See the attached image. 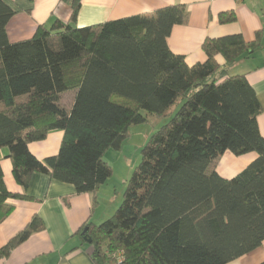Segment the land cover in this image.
<instances>
[{"label": "trees", "instance_id": "16d2710c", "mask_svg": "<svg viewBox=\"0 0 264 264\" xmlns=\"http://www.w3.org/2000/svg\"><path fill=\"white\" fill-rule=\"evenodd\" d=\"M69 5L68 23L39 27L30 40L11 43L15 11L0 0V222L11 212L1 152L7 151L17 183L27 189L34 173L95 194L112 177L106 153L120 150L133 125L147 115H176L142 149L114 216L87 228L96 264H228L264 242V137L262 106L246 76H228L240 58L260 49L241 35L208 39V59L189 66L168 38L188 21L174 5L78 28L82 0ZM234 20L220 16V22ZM225 60L222 67L216 58ZM76 91L70 110L63 95ZM64 138L56 156L39 160L29 145L52 131ZM226 152L257 157L235 178L211 168ZM34 217L4 247L0 261L33 234ZM261 264H264L261 263Z\"/></svg>", "mask_w": 264, "mask_h": 264}, {"label": "crops", "instance_id": "0c3cea01", "mask_svg": "<svg viewBox=\"0 0 264 264\" xmlns=\"http://www.w3.org/2000/svg\"><path fill=\"white\" fill-rule=\"evenodd\" d=\"M15 11L7 26L11 43L34 37L39 27L51 29L57 21L68 23L69 5L60 0H5ZM174 5H184L188 21L176 25L168 38L170 50L185 57L189 66L204 63L208 57L203 45L208 39L241 35L247 43L260 36V49L249 58H240L229 68L228 76L244 75L255 90L262 106L258 125L264 137V0H82L76 26L84 28L132 16L152 14ZM234 20L220 22V16ZM223 67V57L216 58ZM74 92V93H73ZM71 95V109L76 91ZM64 133L52 131L46 139L29 145L39 160L59 153ZM7 151L1 152V167L8 191L20 198L11 199L10 214L0 222V247L7 245L26 228L34 217L44 223V231L33 234L13 250L0 264H96L92 258L93 247L80 234L82 229L99 226L113 217L118 207L116 191L107 183L95 194L78 195L71 184L62 183L42 173H34L27 189L21 187L13 174L12 161ZM257 156L247 154L237 157L226 152L215 161L211 170L230 180L243 172ZM110 217V218H111ZM264 262V242L256 250L228 264H261Z\"/></svg>", "mask_w": 264, "mask_h": 264}, {"label": "rangeland", "instance_id": "374dc122", "mask_svg": "<svg viewBox=\"0 0 264 264\" xmlns=\"http://www.w3.org/2000/svg\"><path fill=\"white\" fill-rule=\"evenodd\" d=\"M70 102L71 95H65L62 99L63 106L69 107ZM179 108L180 104L174 107L168 117L147 115L145 123L130 127L128 136L124 140L120 150L111 149L106 153L104 160L112 168L113 172L107 185L110 187L109 189L116 191V197H118L116 211L124 201L128 181L141 163L142 149L150 138L176 115Z\"/></svg>", "mask_w": 264, "mask_h": 264}, {"label": "water", "instance_id": "95a60500", "mask_svg": "<svg viewBox=\"0 0 264 264\" xmlns=\"http://www.w3.org/2000/svg\"><path fill=\"white\" fill-rule=\"evenodd\" d=\"M86 232H87V228L83 231V233H82V235H85L86 234ZM85 240L89 243V244H91L92 243V241L91 240H87L86 238H85Z\"/></svg>", "mask_w": 264, "mask_h": 264}]
</instances>
